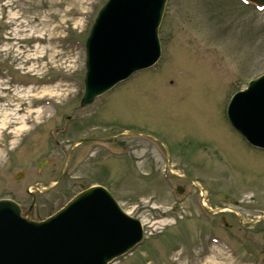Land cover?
<instances>
[{
  "label": "rangeland",
  "instance_id": "374dc122",
  "mask_svg": "<svg viewBox=\"0 0 264 264\" xmlns=\"http://www.w3.org/2000/svg\"><path fill=\"white\" fill-rule=\"evenodd\" d=\"M108 1L0 0V200L26 212L33 192L39 222L99 185L145 233L113 264H264V221L249 223L264 217V153L227 119L264 74V9L168 0L159 64L82 109L86 41Z\"/></svg>",
  "mask_w": 264,
  "mask_h": 264
},
{
  "label": "water",
  "instance_id": "95a60500",
  "mask_svg": "<svg viewBox=\"0 0 264 264\" xmlns=\"http://www.w3.org/2000/svg\"><path fill=\"white\" fill-rule=\"evenodd\" d=\"M246 1L264 6V0ZM166 4L167 0L108 1L86 44L82 108L158 62V32ZM228 118L250 144L264 149V75L235 95ZM34 204L23 214L15 202L0 201V264H111L144 239L140 221L101 187L84 191L42 222L29 219Z\"/></svg>",
  "mask_w": 264,
  "mask_h": 264
},
{
  "label": "bare ground",
  "instance_id": "6f19581e",
  "mask_svg": "<svg viewBox=\"0 0 264 264\" xmlns=\"http://www.w3.org/2000/svg\"><path fill=\"white\" fill-rule=\"evenodd\" d=\"M140 74H142V73H138V74H135L133 77H131V79L130 80H132V78H134L135 76H137V75H140ZM129 80V81H130ZM129 81H127V82H125V83H123V84H126V83H128ZM123 84H121V85H123ZM120 85H118L117 87H119ZM116 87V88H117ZM115 88V89H116ZM114 89V90H115ZM28 99L29 98H27L26 100H27V102H28ZM18 114V113H17ZM7 115L5 114L4 115V117H6ZM45 116V113L44 112H39L38 113V117L39 118H43ZM20 117H17L16 118V120L17 121H15L14 122V125L16 126H14V128H12V131L10 132V135L13 137V138H19L21 135H22V133H24L25 131H26V125H27V117L26 116H24L23 117V119L21 120V119H19ZM6 118H4L3 120H1L0 121V134H3L4 132H5V129L7 128V122H6ZM4 131V132H3ZM0 157H1V151H0ZM208 264H210V263H208ZM211 264H216V263H211ZM226 264H233V263H226Z\"/></svg>",
  "mask_w": 264,
  "mask_h": 264
},
{
  "label": "flooded vegetation",
  "instance_id": "af4514ba",
  "mask_svg": "<svg viewBox=\"0 0 264 264\" xmlns=\"http://www.w3.org/2000/svg\"><path fill=\"white\" fill-rule=\"evenodd\" d=\"M84 186H82V188H83ZM224 213H226V212H224ZM224 213H221V214H224ZM233 214H235V213H233ZM221 217L223 218V217H225L224 215H221ZM222 218H221V220H222ZM259 223H261V222H259ZM259 223H257V224H259ZM232 226V225H231ZM231 228H233V227H231ZM252 228L254 229V227L252 226Z\"/></svg>",
  "mask_w": 264,
  "mask_h": 264
}]
</instances>
